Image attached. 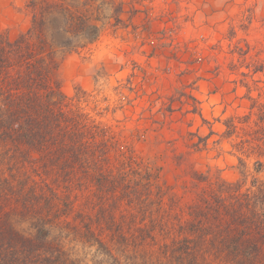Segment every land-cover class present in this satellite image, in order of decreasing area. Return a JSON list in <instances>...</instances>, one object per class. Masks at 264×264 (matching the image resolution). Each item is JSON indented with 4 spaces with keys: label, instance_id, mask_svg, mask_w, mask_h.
<instances>
[{
    "label": "rangeland",
    "instance_id": "1",
    "mask_svg": "<svg viewBox=\"0 0 264 264\" xmlns=\"http://www.w3.org/2000/svg\"><path fill=\"white\" fill-rule=\"evenodd\" d=\"M29 1L0 0V31L11 40L30 28L28 39L44 35L58 67L39 89L52 91L34 123L17 121L22 134L33 128L34 140L27 145L23 135L12 146L33 148L32 164H17L20 176L37 169L34 178L60 194V176L72 184L73 208L61 218L74 228L63 244L71 257L235 264L213 246L181 250L171 240L181 228L217 227L203 200L221 194L229 202L227 183L243 192L264 179V0H63L64 10L37 11L41 24L32 23ZM76 8L87 18L81 33L67 15ZM116 180L144 192L126 196ZM141 229L153 241H141ZM117 234L123 242L114 243Z\"/></svg>",
    "mask_w": 264,
    "mask_h": 264
},
{
    "label": "trees",
    "instance_id": "2",
    "mask_svg": "<svg viewBox=\"0 0 264 264\" xmlns=\"http://www.w3.org/2000/svg\"><path fill=\"white\" fill-rule=\"evenodd\" d=\"M38 2L41 6L37 7L36 0L29 1L32 5L33 24H41L38 10L42 12L45 7L65 9L63 0ZM67 15L73 19L70 24L73 33L83 32L87 18L80 8L68 11ZM94 29L87 32H94ZM30 31L31 28L13 40L5 30L0 31V264H79L63 245L67 241L71 242L70 235L74 229L70 222L61 219L62 215H67L73 208L69 190L72 184L69 181L67 184L66 173L60 176L63 194L49 184L39 183L34 178L38 175L37 169L31 177L20 176L17 164H23L24 160L32 164L33 160L28 156L33 148L17 151L12 146L23 135L27 145L34 140L33 128L27 126L22 134V125L17 121L27 116L31 118L30 123H34V113L41 110L42 100L52 91L47 87L50 90L43 95L39 89L49 84L51 75L56 73L58 67L52 57L55 50L50 47L44 35H36L37 40L34 41L27 38ZM46 56L49 61L44 59ZM57 92L62 96L58 89ZM47 137L49 141H54L52 134ZM63 142L57 145L62 153L67 148ZM69 154L74 159L77 150ZM2 164H7V167L3 168ZM116 181L123 183L126 196L129 192L135 195L144 192L142 186L134 187L128 181ZM227 185L232 189L228 193L231 199L229 202L222 205L219 199L221 194L216 197L213 194L203 200L202 209L207 210L208 216L212 220L219 218L217 227L212 224L206 228L200 226L196 230L178 229L171 244L181 250H190L192 246L210 250L209 247L213 246L214 251L227 253L235 264H264V179L252 180L251 186L243 192L236 189V183ZM214 210L218 214H214ZM221 210L225 212L222 220ZM139 231L141 241H153L154 232L150 229ZM82 233L93 239L98 250L103 251L106 247L105 242L87 225H84ZM118 235L114 236L115 239L111 237L114 243L124 241V237ZM118 258L113 255V263L124 264L125 261Z\"/></svg>",
    "mask_w": 264,
    "mask_h": 264
}]
</instances>
